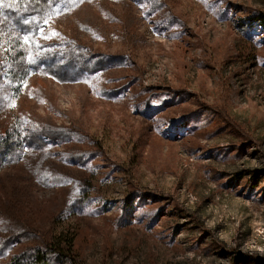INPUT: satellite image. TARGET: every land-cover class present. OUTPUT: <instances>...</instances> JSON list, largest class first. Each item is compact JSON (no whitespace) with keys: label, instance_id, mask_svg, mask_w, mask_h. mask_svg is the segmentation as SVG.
<instances>
[{"label":"rangeland","instance_id":"1","mask_svg":"<svg viewBox=\"0 0 264 264\" xmlns=\"http://www.w3.org/2000/svg\"><path fill=\"white\" fill-rule=\"evenodd\" d=\"M0 264H264V0H0Z\"/></svg>","mask_w":264,"mask_h":264},{"label":"trees","instance_id":"2","mask_svg":"<svg viewBox=\"0 0 264 264\" xmlns=\"http://www.w3.org/2000/svg\"><path fill=\"white\" fill-rule=\"evenodd\" d=\"M71 239V238H70ZM68 240V242H67V245L69 246V250L72 248V244H73V240ZM55 252V251H54ZM58 254H60V255H62L60 252L58 253Z\"/></svg>","mask_w":264,"mask_h":264},{"label":"snow or ice","instance_id":"3","mask_svg":"<svg viewBox=\"0 0 264 264\" xmlns=\"http://www.w3.org/2000/svg\"><path fill=\"white\" fill-rule=\"evenodd\" d=\"M41 34H43V33H42V30H41ZM54 34H55V33H54ZM25 41H26V42H30L29 37L26 36V37H25Z\"/></svg>","mask_w":264,"mask_h":264},{"label":"bare ground","instance_id":"4","mask_svg":"<svg viewBox=\"0 0 264 264\" xmlns=\"http://www.w3.org/2000/svg\"><path fill=\"white\" fill-rule=\"evenodd\" d=\"M74 52V51H73ZM66 62V61H65Z\"/></svg>","mask_w":264,"mask_h":264}]
</instances>
